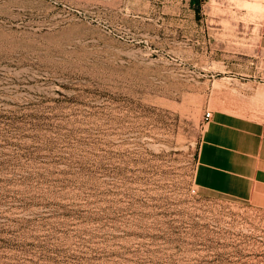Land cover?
Masks as SVG:
<instances>
[{"label": "rangeland", "instance_id": "obj_1", "mask_svg": "<svg viewBox=\"0 0 264 264\" xmlns=\"http://www.w3.org/2000/svg\"><path fill=\"white\" fill-rule=\"evenodd\" d=\"M256 19L0 0V264H264V210L197 181L209 135L264 115Z\"/></svg>", "mask_w": 264, "mask_h": 264}, {"label": "crops", "instance_id": "obj_2", "mask_svg": "<svg viewBox=\"0 0 264 264\" xmlns=\"http://www.w3.org/2000/svg\"><path fill=\"white\" fill-rule=\"evenodd\" d=\"M239 3L255 9L254 22L264 41V0H207ZM244 15V13H242ZM197 181L209 192L264 210V115L260 120L226 123L222 134L209 135L199 156Z\"/></svg>", "mask_w": 264, "mask_h": 264}, {"label": "bare ground", "instance_id": "obj_3", "mask_svg": "<svg viewBox=\"0 0 264 264\" xmlns=\"http://www.w3.org/2000/svg\"><path fill=\"white\" fill-rule=\"evenodd\" d=\"M31 8V7H30Z\"/></svg>", "mask_w": 264, "mask_h": 264}]
</instances>
